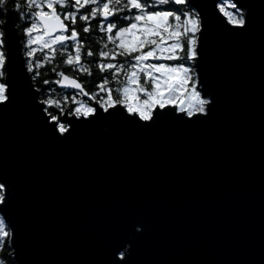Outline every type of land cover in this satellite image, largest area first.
Segmentation results:
<instances>
[{"label":"water","instance_id":"water-1","mask_svg":"<svg viewBox=\"0 0 264 264\" xmlns=\"http://www.w3.org/2000/svg\"><path fill=\"white\" fill-rule=\"evenodd\" d=\"M259 11L252 8L254 15ZM15 18L8 13L12 23ZM20 40L17 35V71ZM207 52L204 86L216 103L203 124L164 119L138 129L109 119L60 144L31 118L18 86L16 103L0 112V170L15 179L10 212L21 228L25 264L98 259L102 224L130 202L155 232L153 259L260 260L264 96L258 34L214 31Z\"/></svg>","mask_w":264,"mask_h":264},{"label":"snow or ice","instance_id":"snow-or-ice-1","mask_svg":"<svg viewBox=\"0 0 264 264\" xmlns=\"http://www.w3.org/2000/svg\"><path fill=\"white\" fill-rule=\"evenodd\" d=\"M254 7L260 9L258 16ZM0 10V112L16 103L22 85L31 118L56 143L109 119L138 129H151L164 119L207 123L216 103L204 86L207 46L217 30L258 34L264 96V0L258 5L244 0H13L9 5L0 0ZM9 12L17 13L18 24L8 19ZM58 57L74 72L98 73L96 91H86L82 79L56 67L54 81H41L40 68ZM40 83L73 94L53 98V89L45 95ZM15 194L14 176L0 170V264H8L7 249L12 260L25 264L21 228L10 212ZM155 239L148 217L134 203L121 205L102 224L99 258L84 264H167L152 258ZM260 251V260L251 264H264V221Z\"/></svg>","mask_w":264,"mask_h":264},{"label":"trees","instance_id":"trees-1","mask_svg":"<svg viewBox=\"0 0 264 264\" xmlns=\"http://www.w3.org/2000/svg\"><path fill=\"white\" fill-rule=\"evenodd\" d=\"M8 2L10 4L13 3V0H8ZM4 18V14L3 11L0 10V19ZM16 23L17 22V13H16ZM37 57L38 58H42L40 52H37ZM56 67L57 71L63 70L66 72V74L70 75V76H76L77 78L82 79V82L85 86V90L86 91H96L95 85L98 83V79L97 76L99 75L98 73H96L94 71V74L92 76H88L86 74H80L78 72H74L72 69L68 68L67 66H62L61 61L59 60V57L57 58L55 64H46L44 66H42L40 68V77L39 79L42 81L43 79H49V80H55L57 77L55 76V74L52 72V68ZM39 86L41 88H43L44 94L47 95L48 93V89L51 88L53 89V91L50 93V95L53 98H59L65 95L71 96L73 94V91L71 90H61L58 85L56 84H51V85H43L42 83L39 84ZM78 99L84 100L86 102H88V99L84 98L83 96H79ZM53 111H55V109H52ZM11 252V249H7L4 256L8 261V264H15L14 260L11 259L10 256H8V253Z\"/></svg>","mask_w":264,"mask_h":264}]
</instances>
